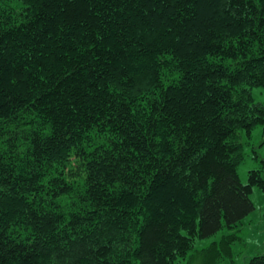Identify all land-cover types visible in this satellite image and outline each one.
I'll return each instance as SVG.
<instances>
[{
    "label": "trees",
    "instance_id": "1",
    "mask_svg": "<svg viewBox=\"0 0 264 264\" xmlns=\"http://www.w3.org/2000/svg\"><path fill=\"white\" fill-rule=\"evenodd\" d=\"M254 87L264 0H0V264H179L240 223Z\"/></svg>",
    "mask_w": 264,
    "mask_h": 264
},
{
    "label": "rangeland",
    "instance_id": "2",
    "mask_svg": "<svg viewBox=\"0 0 264 264\" xmlns=\"http://www.w3.org/2000/svg\"><path fill=\"white\" fill-rule=\"evenodd\" d=\"M254 101L264 103V87L252 89ZM244 158L238 166L241 182L247 183L249 173L264 172V125L255 127L248 138L241 133ZM254 211L232 228L223 227L214 235L198 239L195 247L179 264H247L249 259L264 253V190L251 187Z\"/></svg>",
    "mask_w": 264,
    "mask_h": 264
}]
</instances>
